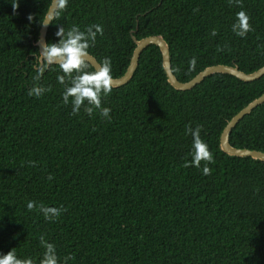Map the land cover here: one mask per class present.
Masks as SVG:
<instances>
[{
	"label": "trees",
	"instance_id": "1",
	"mask_svg": "<svg viewBox=\"0 0 264 264\" xmlns=\"http://www.w3.org/2000/svg\"><path fill=\"white\" fill-rule=\"evenodd\" d=\"M52 1L0 0V254L13 249L40 264L44 236L60 264L69 255L67 264H264V161L229 155L221 145L229 121L264 94V76L215 73L178 91L151 45L131 81L102 96L110 119L83 107L73 115L71 103L63 104L58 65L32 79L39 21ZM242 10L254 29L246 37L232 30ZM92 24L103 35L89 53L99 62L111 58L113 78L126 72L134 36L162 35L180 82L215 64L248 73L264 66V0H242V7L229 0H68L47 43L59 41L60 26L83 31ZM36 83L51 91L29 96ZM189 124L202 126L215 160L210 175L202 173L204 162L183 167L192 160ZM231 143L264 151V103L235 127ZM29 201L37 205L32 211ZM41 203L66 211L48 221Z\"/></svg>",
	"mask_w": 264,
	"mask_h": 264
},
{
	"label": "clouds",
	"instance_id": "2",
	"mask_svg": "<svg viewBox=\"0 0 264 264\" xmlns=\"http://www.w3.org/2000/svg\"><path fill=\"white\" fill-rule=\"evenodd\" d=\"M55 11H50L46 16L40 18V27L46 29L49 24L53 23L54 16H58L59 12L67 7L68 0H54ZM229 4H235L242 7V0H229ZM19 5L13 3L14 10ZM27 19L33 21L34 17L30 14ZM233 32L239 37H246V35L254 29L250 25V17L245 11L236 13V23L232 25ZM103 35V27L99 24H92L87 26L83 31L79 26L73 25L69 30L60 26L55 35L59 37L58 42L47 43L44 42L43 34L37 40L39 45L38 66L36 68L37 74L32 78L35 82H39L44 75L45 70L52 66L58 65L63 75H58V83L64 86L62 95L63 104L72 105V114L76 115L83 107L84 111L92 116L94 111L99 110V114L104 119H110L111 109L102 106V96H108L113 89V76L111 67V58L106 57L100 63L92 64L90 61L89 48L95 44L97 34ZM213 37L218 35L216 29L210 33ZM196 58L193 57L189 61V70L196 67ZM93 71H87L90 67ZM67 78V81H66ZM51 91L50 88H45L39 83H36L28 92L29 96L37 98L42 97L46 92ZM202 126L192 128L191 124L186 125L185 133L190 134L193 138L192 143V160L186 161L184 168L195 166L201 168V163L204 162L202 168L203 175L211 174V169L208 164L215 163L213 154L209 151L208 145L201 139ZM29 166L34 167L35 162L29 161ZM53 176L49 175L48 180H52ZM35 201L27 203L28 211L36 208ZM39 211L48 221H54L59 218L66 209L63 206L49 207L43 203L39 204ZM42 247L45 249L43 258L40 264H60V259L57 255L55 246L49 243L44 236L39 237ZM74 259L69 255L64 257L63 264H67L68 260ZM0 264H33L31 258L20 259L17 258L14 250H10L7 254H0Z\"/></svg>",
	"mask_w": 264,
	"mask_h": 264
},
{
	"label": "water",
	"instance_id": "3",
	"mask_svg": "<svg viewBox=\"0 0 264 264\" xmlns=\"http://www.w3.org/2000/svg\"><path fill=\"white\" fill-rule=\"evenodd\" d=\"M52 10L55 11L54 0L52 1L47 14ZM50 25L51 24H49V26L46 29L41 28L40 30L39 38L41 34H43L44 42H47V35H48ZM133 38L136 43V47L131 57L130 64L126 72L122 76L113 78V87H118V86H121L131 81V79L133 78L138 68L139 60H140L142 53L147 47L151 45H155L160 49V52L162 54V59H163V67H164L168 82L172 87H174L178 91H185V90L193 89L196 85L202 82L206 77L212 74H215V73H228L244 81H254L264 76V66L260 67L259 69L253 72L248 73V72L241 70L238 66L227 65V64H215V65H210L206 67L205 69L200 71L198 74H196L192 79L185 81V82L183 81L180 82L173 73L172 64H171L170 47H169L168 42L162 35L149 36L143 39H137L135 36ZM90 61L92 64L100 63L99 60L91 53H90ZM263 103H264V94L256 98L255 100H253L251 103H249L245 108H243L239 113H237L229 121V123L227 124L222 134V144L221 145H222V150L224 152L232 156L252 157L253 159L264 161V151L256 150V149H249V148H238V147H235L231 143V135L235 127H237V125L247 115L251 114L257 107H259Z\"/></svg>",
	"mask_w": 264,
	"mask_h": 264
}]
</instances>
